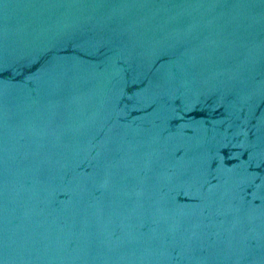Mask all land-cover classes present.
Returning a JSON list of instances; mask_svg holds the SVG:
<instances>
[{
    "label": "water",
    "instance_id": "1",
    "mask_svg": "<svg viewBox=\"0 0 264 264\" xmlns=\"http://www.w3.org/2000/svg\"><path fill=\"white\" fill-rule=\"evenodd\" d=\"M0 264H264V0H0Z\"/></svg>",
    "mask_w": 264,
    "mask_h": 264
}]
</instances>
